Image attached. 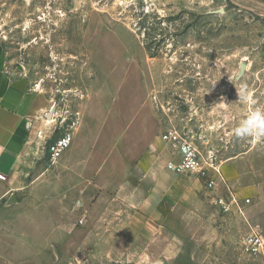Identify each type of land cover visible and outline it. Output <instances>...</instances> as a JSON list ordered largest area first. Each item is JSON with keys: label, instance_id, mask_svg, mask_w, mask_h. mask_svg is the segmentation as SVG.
<instances>
[{"label": "rangeland", "instance_id": "1", "mask_svg": "<svg viewBox=\"0 0 264 264\" xmlns=\"http://www.w3.org/2000/svg\"><path fill=\"white\" fill-rule=\"evenodd\" d=\"M0 43L10 68L57 111L58 138L75 131L94 94L93 107L101 100L108 106L111 100L101 97L114 100L120 93L118 115L89 120L80 133L84 163L112 159L115 147L121 148L122 183L131 179L130 190L119 185L110 191L107 174L89 170L91 184L107 195L135 196L137 185L144 184V172L134 167L141 156L129 159L128 148L137 142L138 152H144L146 134L161 133L165 100H230L228 108L239 120L264 109V0H0ZM242 62L248 69L236 80ZM239 94L251 99L239 100ZM179 109L185 118L189 108ZM235 129L225 139L216 135L214 148L228 147L224 175L239 206L220 210L222 219L214 223L218 234L208 236L213 246L202 264H264V254L248 256L242 249L252 229L264 234V138H240ZM66 163V156L51 160L48 149L21 172L30 210L35 195L69 196L72 174L80 172L63 168ZM188 251L189 259L197 260L196 248Z\"/></svg>", "mask_w": 264, "mask_h": 264}, {"label": "crops", "instance_id": "2", "mask_svg": "<svg viewBox=\"0 0 264 264\" xmlns=\"http://www.w3.org/2000/svg\"><path fill=\"white\" fill-rule=\"evenodd\" d=\"M94 96L98 97L94 94L79 113V126L74 132L69 131L71 148L63 154L69 163L62 167L80 172L76 178L72 174L69 196L35 195L36 205L30 210L27 206L30 196L20 175L42 160L57 140L55 116L58 114L27 77L10 68L0 43V174L6 177L0 179V264H202L213 246L209 241L218 234L214 223L222 219L218 199L225 197L227 187L230 188L224 175V163L228 159H222L228 147L216 152L215 136L225 139L242 121L237 116L234 119L233 111L228 108L230 100H165L161 108L167 121L161 133L146 134L144 152H138L137 142L128 148L129 159L141 156L134 167L144 172V184L139 183L137 194L131 196L107 195L105 188L92 185L89 177L92 166L107 174L108 190L119 185L127 190L134 187L129 178L122 183L120 146L115 147L118 151L112 159L98 164L81 161L85 151L80 135L86 129L85 123L93 119L105 122V114L111 121L112 114L116 116L120 112L117 107L120 93L114 100L112 95L100 96L107 102L111 100L108 106L101 100L93 107ZM183 106L189 108L185 118L179 109ZM50 111L52 115L48 118ZM174 128L188 136L204 159L215 160L222 180L213 188H208L197 176H177L168 170L173 155L161 135ZM99 190L103 193L96 195ZM234 206L231 204L227 212ZM199 236V241L194 240ZM191 247L196 248L197 260L188 257Z\"/></svg>", "mask_w": 264, "mask_h": 264}, {"label": "built area", "instance_id": "3", "mask_svg": "<svg viewBox=\"0 0 264 264\" xmlns=\"http://www.w3.org/2000/svg\"><path fill=\"white\" fill-rule=\"evenodd\" d=\"M161 136L173 155V159L167 164L168 170L177 176H197L204 181L208 188H213L218 181L222 180L220 169L215 160L213 158L204 159L185 133L174 128L162 133ZM71 143L72 135L67 131L50 145L51 160H59ZM176 156L178 160H176ZM215 175H218L217 179L214 178ZM0 179L6 180V177L0 174ZM227 189V195L219 198L217 202L224 212L229 210L231 204L239 206L232 190L229 187ZM246 203H250V200H247ZM242 246L243 251L249 256L264 254V234L259 230L252 229L244 238Z\"/></svg>", "mask_w": 264, "mask_h": 264}, {"label": "clouds", "instance_id": "4", "mask_svg": "<svg viewBox=\"0 0 264 264\" xmlns=\"http://www.w3.org/2000/svg\"><path fill=\"white\" fill-rule=\"evenodd\" d=\"M250 99V94H239V100L248 101ZM234 133L240 138H264V109L256 108L250 111L234 130Z\"/></svg>", "mask_w": 264, "mask_h": 264}, {"label": "water", "instance_id": "5", "mask_svg": "<svg viewBox=\"0 0 264 264\" xmlns=\"http://www.w3.org/2000/svg\"><path fill=\"white\" fill-rule=\"evenodd\" d=\"M246 68H247V64L244 63V62L241 63V66H240V72H239V74H238V76H237V79H240V78L244 75V73H245V71H246ZM51 115H52V111H50V112L47 114V117L50 118ZM12 200H13V198H12ZM14 200H15V197H14ZM12 203H13V201L9 202V204H12Z\"/></svg>", "mask_w": 264, "mask_h": 264}, {"label": "trees", "instance_id": "6", "mask_svg": "<svg viewBox=\"0 0 264 264\" xmlns=\"http://www.w3.org/2000/svg\"><path fill=\"white\" fill-rule=\"evenodd\" d=\"M54 142H55V141H54ZM54 142H53V143H54ZM53 143H52V144H53ZM49 147H50V146H49Z\"/></svg>", "mask_w": 264, "mask_h": 264}]
</instances>
